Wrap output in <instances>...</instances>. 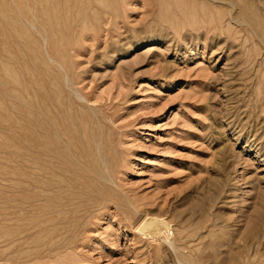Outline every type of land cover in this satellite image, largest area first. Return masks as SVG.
<instances>
[{
	"label": "rangeland",
	"instance_id": "rangeland-1",
	"mask_svg": "<svg viewBox=\"0 0 264 264\" xmlns=\"http://www.w3.org/2000/svg\"><path fill=\"white\" fill-rule=\"evenodd\" d=\"M57 1L64 35L41 29L60 44L42 42L54 61L22 75L48 80L90 149L76 174L40 171L50 161L11 150L36 90L0 85L8 114L28 121L0 116V264H264V0ZM51 177L55 192L39 195ZM4 231H24L20 249Z\"/></svg>",
	"mask_w": 264,
	"mask_h": 264
},
{
	"label": "bare ground",
	"instance_id": "bare-ground-1",
	"mask_svg": "<svg viewBox=\"0 0 264 264\" xmlns=\"http://www.w3.org/2000/svg\"><path fill=\"white\" fill-rule=\"evenodd\" d=\"M60 4H59V2L57 0H0V38L3 40L2 44H0V81H1L0 85L2 84L1 90H2V88H5L6 86L8 87L9 85L13 89V92L16 91L18 93V89H19L20 94H22L23 92L27 91V89H25L26 91L22 90L23 91L22 92L20 90V88L21 89L22 88H28V86L30 87L32 85L31 88L33 87L32 89H35V86H34V84H32V81L35 80V77H36L35 74H37V72H39L41 64L44 65L43 62H47L49 60H53V59H49L48 60V57H47V59H45L46 57L43 56L44 53H47L44 50L47 45H46V41L44 42L45 43V47H44V44L42 43L43 40H45L46 37L44 38L43 36H41V29L44 28V29L48 30L51 34H53V32H55V33L56 32H61V30L64 28V26L67 28V23L64 22V24H63V22L59 19L60 18L59 17L60 13L62 12V10H64V7H65V6L63 7ZM27 5L30 7L29 10L26 9ZM58 6H62V7L58 8ZM70 10H72V8ZM20 11H22V12H20ZM72 14H74V13H72ZM63 21H65V20H63ZM80 21H81V19H80ZM70 26H71V24H70ZM74 28H76V27H74ZM32 30H35V32H33ZM63 31L64 30H62V33H63ZM17 33H21L20 34V38H23L24 33L26 35H28L29 39H31V44L33 43V45H34L32 47L33 48L32 50H28L27 47H25L26 45H24V47L23 46L21 47V46L17 45L18 44L17 43V39L19 38V34H17ZM56 35H57V33H56ZM62 35H64V33ZM65 35H66V33H65ZM60 36L58 38H60ZM54 37H56V36L54 35ZM23 39H25V38H23ZM49 39H50V37H49ZM49 39L46 38V40H48L50 42V44L52 45L55 38L54 39L51 38V40H49ZM63 39H64V37H63ZM8 40H10L11 43H14L15 46L17 45L15 53L10 52V49L7 48L8 44H5V43ZM59 40H61V39H59ZM28 41L30 42V40H28ZM25 42H26V40H25ZM55 43H59V42L55 41L54 44ZM23 44H24V42H23ZM26 44H28V43H26ZM55 45L58 47L60 44L59 45L55 44ZM66 45H68V44H66ZM64 46H65V44H64ZM57 47H56L55 50H58V54H57V56H58L61 53V52L59 53V51H62V48H64V47H62V48L60 47L61 50H59ZM28 48H30V47H28ZM26 50H27V52L31 51V53L33 54V56H32L33 60L32 61H28L27 60V59H29L28 56L30 54L26 53ZM46 50H48V48H46ZM49 52H51V51H49ZM11 56L13 57V59H12L13 61L12 62H10L11 60L9 59V57H11ZM56 61H57V59H56ZM58 62H59V59H58ZM50 63L52 64V61H50ZM54 63H56V62H54ZM48 65H50V64H48ZM42 67L46 68V66H42ZM52 67L53 66L51 65V67H50L51 70L50 71H51V73H54V71L52 72ZM45 68H43V69H45ZM47 68H49V66ZM23 70H26L27 73L30 72L28 74V75L31 74L30 77L33 75L34 79L32 78V81L29 79L30 77L28 78L30 80L29 83L31 82V85H29V83L27 82L28 80L26 79V77H28V75L26 77H24L25 79L23 78V76L26 75V71L24 72V75H22V71ZM48 70H47V72H48ZM40 71H42V70H40ZM56 72H58V70ZM56 74H58V73H56ZM43 75H42V78H43ZM44 76L47 77V75H44ZM53 76H54V74H53ZM46 77H44V78H46ZM37 78H38V75H37ZM54 79H56V77ZM45 81H48V80L42 81L41 78L40 79L38 78V80H36V84H37L36 86H38V88L36 87L37 89H35L36 91H31L32 93L30 91H27L28 93L30 92L31 94H33V92H35L33 96L35 98V104H36L37 109H38V111L36 110L37 114H36L35 120L31 124H30L31 121L28 122L26 120L21 119V117H20V119H21L20 120L19 116H18V118H16V115H15V117L12 116L13 113L12 114L11 113L8 114V107H10L9 109H11L12 105L10 106L11 103L4 96H2V98H0V106L3 107L2 110L0 111V116L3 118V121L9 120L12 123H15V122L16 123L17 122L21 123L23 121H25V123L28 122L25 125L26 131L23 132L22 134H20L21 136L17 133L18 134V139L14 143L15 145L13 147H11V150L13 148L15 149V146H16V150H14V151H16V153L19 156H20V154H23L25 156V155H29V153H31L32 160H35L34 162H36L37 164H38V162L39 163L41 162L40 164L44 165V164H42L43 160H45L46 162H47V160L50 161L49 164H47L46 168H45V166H43V168L41 169L40 165H39L38 168H40V171L46 169V170H50V172L51 171L53 172V170L56 168L55 166H57V162H58L61 165L60 167L63 168V166H64V169H65L66 173L73 175V174L78 173V162H79V158L78 157H80L81 154L85 155L84 151H85L86 148H84V151L83 150H82V152L80 151L81 150L80 147L83 148V145H81V143H80L83 137L80 138L81 135L78 132H76L75 129L70 128L69 126H65V123L61 121L60 115L58 113L59 111L57 112V106H58V103H60V100L62 101L63 98L60 99L57 96V92L56 93L53 92L55 89L52 91V93H48L47 90L49 88L46 89V87L49 84H47L48 82L45 83ZM34 83H35V81H34ZM53 84L54 83H52V85ZM58 85H60V84H58ZM20 86H22V87H20ZM56 86H57V84H55V87ZM60 87H61V85H60ZM28 90H29V88H28ZM62 91L64 92V90H62ZM62 91L60 92L61 94H62ZM18 94H17V96H18ZM23 95H24V93H23ZM65 95H67V93ZM12 97H14V96H12ZM21 97L22 96L17 97V98H21ZM15 100H17V99H15ZM15 104H16V102H15ZM62 104H63V102H62ZM13 107H15V106H13ZM45 107L47 108V118L44 121V118L41 117V113L44 112ZM64 108H65V106H64ZM17 110L19 111V109H17ZM45 117H46V112H45ZM66 121H68V120H66ZM67 123H69V122H67ZM18 127H20V126H18ZM21 127H23V126H21ZM57 127H58V129L60 131H62V134H58L60 132H57L58 130L56 131ZM14 139H15V137H14ZM8 143H11V142H8ZM2 144H4V143H2ZM10 146H12V145H10ZM87 149H90V148L87 147ZM92 150H94V148ZM96 150L97 149H95V151ZM99 151H100V149H99ZM85 153H88V152L86 151ZM97 153H98V151H97ZM97 153L95 152V154H93L95 157L93 155L92 156L95 159H97V161H98V156L99 155L97 156ZM99 154H101V152ZM91 159H92V157H91ZM100 162L102 163V160ZM51 180H52V182L54 184L50 183L47 186H45V185H40L39 186V188L41 189V193L39 195H42V194L44 195L43 191L44 192L45 191H48V192L51 191L52 192V190L53 191L55 190L54 189L55 181L53 180V178ZM63 192L64 191H62V193ZM41 199H42L41 196H39V200H41ZM8 202H10V201H8ZM38 210H40L39 214H38L40 222H45V223L46 222L47 223L51 222V219H52V217L54 215V212L52 211V209L48 210L46 213L43 212V207H39ZM11 214H14V213L11 212ZM46 215H49L50 218L49 217L43 218ZM19 218L20 217L17 218L18 221L20 220ZM6 219L11 220L10 217L4 218V220H6ZM49 219H50V221H49ZM41 220H43V221H41ZM42 224L43 223H40V225H42ZM44 227L46 229H48V231H49V229H51L50 227H52V229H53L54 224H52V225L50 224L49 226H44V224H43L42 226H40V228H41L40 231H42L44 229ZM23 232L20 231V232H18L16 234H11L8 231H4V234L1 235V238H2L1 243L3 242V244H4L3 246H5V249H7V250H9L11 248L13 249L15 247L14 245H17V247H18V245L21 244V240H22L21 233H23ZM38 233H40V232H38ZM50 235H52V234L50 233ZM49 237H51V236H49ZM51 240H52V238H51ZM48 244H49V242H48ZM49 245L51 246V243ZM66 245H64V243H63V244L58 245L57 248L66 247ZM14 249H16V248H14ZM59 250H61V249H59ZM12 251L8 252V253L11 254ZM6 255H7V253H6ZM15 258H17V256ZM15 258L14 257H6L4 260L9 261V262H13V260ZM18 258H19V255H18Z\"/></svg>",
	"mask_w": 264,
	"mask_h": 264
}]
</instances>
